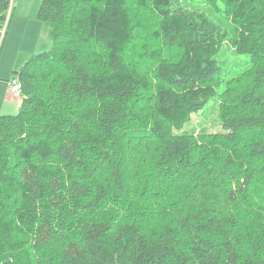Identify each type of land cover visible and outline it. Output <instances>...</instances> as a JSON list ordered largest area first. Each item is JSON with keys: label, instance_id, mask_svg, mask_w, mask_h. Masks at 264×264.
<instances>
[{"label": "trees", "instance_id": "obj_1", "mask_svg": "<svg viewBox=\"0 0 264 264\" xmlns=\"http://www.w3.org/2000/svg\"><path fill=\"white\" fill-rule=\"evenodd\" d=\"M103 1L42 0L38 19L48 29L52 45L33 55L11 77L19 78L23 89L18 113L0 116V193L4 185L7 190L3 193L17 186H21L20 192L27 189L15 212L29 227L26 243L31 248L22 250L20 257L13 255L15 264H264V222H253L254 211L247 216L235 211L239 201L264 202V0H223L224 13L231 20L228 26L179 0H164L159 29L143 25L149 37L140 33L137 23L123 28L121 12L140 15L136 17L140 24L146 21L145 12L130 5L135 2L108 0L109 6H116L107 10ZM206 2L215 5L218 0ZM120 5L124 10H116ZM11 6L12 0H0V32ZM151 38L165 48L155 44L145 47V39ZM126 39L141 44H129L128 50H123L131 61L121 55L120 46ZM233 40L239 42L234 51ZM222 45H230L227 57L238 53L245 56H238L241 61L252 63L242 78L239 75L229 81V94H235V86L249 79L239 102L252 113H223L221 122L227 131L201 144L192 135L175 136L161 124L152 127L156 140L150 142L144 118L137 132L140 141L133 142L134 132L130 138L128 130L145 105L177 125L190 112L206 107L213 95L210 86L219 85L225 66L212 58L210 48L218 46V51ZM175 49L181 55L178 59ZM161 55L164 59L158 63L156 58ZM89 65L109 68L114 82L101 81V75L94 74ZM33 78L53 84L55 100L44 99ZM176 89L182 94L177 92V96ZM243 131L258 132L259 138L248 147L245 141L241 145V149L247 148L245 156L234 157L239 147L232 152L227 143H238ZM144 139L148 145L142 143ZM218 140L229 141L224 146L230 149L227 155L219 151ZM55 144L58 165L41 177L32 160L43 158L42 149ZM128 148L141 154L133 156ZM22 153L30 157L29 164L20 158ZM147 159L153 163L146 164ZM130 161L137 165L135 169ZM146 175L171 181L173 187L182 182L186 185L184 195L188 204L192 203L191 213L179 212V224L170 226L169 222L162 229H148L129 215L146 204L143 193L126 177L132 176L134 181ZM188 177L191 180H186ZM231 179L238 182L229 184ZM44 191L51 196L47 202L42 199ZM196 192L203 201L193 200ZM209 192L215 193L216 204L213 196L208 198ZM88 197L86 204H79ZM219 199L231 203L232 210L224 212L218 206ZM107 201L111 205L100 218L74 215L84 209L92 213L97 204L104 206ZM66 203L76 205L69 212L70 220L59 224L58 233L67 231L58 237L53 231L58 224L53 222L57 216L54 211L65 209ZM252 206L247 205L249 209ZM181 207L184 210L187 204ZM122 209L127 211L123 215ZM6 212L0 204V216ZM258 218L264 221V210ZM2 227L1 221L0 230ZM53 240L58 250L52 249Z\"/></svg>", "mask_w": 264, "mask_h": 264}, {"label": "rangeland", "instance_id": "obj_2", "mask_svg": "<svg viewBox=\"0 0 264 264\" xmlns=\"http://www.w3.org/2000/svg\"><path fill=\"white\" fill-rule=\"evenodd\" d=\"M108 0H104L103 2L105 3V7L108 8L107 10H110L113 8V6H116L115 4L112 6H109L107 4ZM133 1L136 3H130L132 7L136 6L135 8H138L142 14L145 12L146 14V21L141 20L140 21L136 18L140 17V15L136 14H123L122 17V25L123 28L126 30L129 25L133 23H137L142 31V35H146V37H149V30L147 27H143L144 24H147V26H150V30H158L160 27V21L163 18L162 14L163 10H165V5H164V0H156L154 3V0H129ZM207 0H179L180 3H184V5L192 10H203L205 11L208 16H210L215 22L218 24H221L223 26H228V23H231V20L226 17L224 13V1L223 0H218L215 5H209L206 2ZM138 2H143V4H140ZM42 4V0H12V6L8 11V15L6 18V22L3 26V29H1L0 32V79H6L9 80L13 76V72L17 71L21 68L22 65L26 61H28L33 55H36L38 53H42L47 51L51 45H52V40L49 37L48 29L44 27V24L38 19V11L39 8ZM116 10H121L124 8V5L118 8L115 7ZM124 10V9H123ZM264 13V12H263ZM124 19V21H123ZM163 20V19H162ZM251 19H245V21H249ZM143 27V28H142ZM145 31V32H143ZM95 41L97 38L94 39ZM236 40V39H235ZM233 40L231 43H234L233 45V51L234 49H237L238 43ZM146 45L145 47H152V46H163V43H161L159 40H155L153 38L151 39H145ZM95 43V42H94ZM134 43H139L136 39H126L125 43H121L120 50L121 55L123 56H128V59L131 57L127 55V51L123 50H128L129 44H134ZM229 43V44H231ZM155 44V45H153ZM141 46V44H135ZM135 45H132L135 47ZM214 47V46H213ZM230 45H222L220 50L217 51L218 46L216 50L210 48V55L213 54L212 58L217 59L218 62H224V78L221 79V82L219 85H208L213 89V95L210 97V101L200 111H192L189 113V116L187 119L182 121L180 125L169 122L171 120L168 119L167 121L164 118L165 116L160 115L161 117H158L159 115L157 114L156 110L150 106L145 105V108L143 110H140L138 112L136 122L131 126V128L128 130L129 137L133 142L135 141H140V138L138 137V130L140 129V122L143 121L145 118V121H147V126L144 132L149 133V138L146 140H149L150 142L153 139V142L156 140L155 137V129L152 127H155V125H164L165 130H170L171 133L175 136H182V135H192L194 137V140H197L198 142L201 143H208L210 142L211 139L210 137L213 135H221L224 134L227 130H225L222 126L221 122V115L223 113H227L228 115L231 114H240V113H252L249 109L245 108V105L241 102H239V94L241 91H243L244 88L248 87V83L250 82L248 78H245L239 85L235 86L233 90L235 91V94H233V91L229 94V81L241 76L248 68L250 67L251 61L250 60H245L241 61L238 56H243L238 53H235V55H231L230 57H227L226 55L229 52ZM98 50V48H95ZM119 50V51H120ZM117 52V51H116ZM246 52V51H245ZM264 52V50H263ZM176 57L177 59L181 56L180 52L175 49ZM247 55V54H246ZM237 56V57H236ZM245 57V56H243ZM158 60V63H161V60L164 59L163 55L158 56L156 58ZM86 61V63L90 62L89 59L83 58V61ZM126 61V60H125ZM128 61H131L128 60ZM150 62H153L150 61ZM151 64L152 63H148ZM126 66V64L123 65ZM89 67L92 69L94 66L89 65ZM102 67V66H101ZM98 66L93 68L94 74H100L101 75V81H104L106 79V82H114V79L112 78V71L109 68H103ZM108 67V66H107ZM155 70V69H154ZM152 70V71H154ZM111 71V72H110ZM150 71V70H149ZM121 74V73H119ZM244 75V74H243ZM97 80V79H96ZM154 80V79H153ZM152 80V81H153ZM98 82V81H97ZM154 82V81H153ZM236 82V79H235ZM234 82V83H235ZM164 83V82H163ZM33 84L36 88H38L40 91L44 93L43 98L46 100H55L56 98V91L55 88H53V84L50 85L47 82H45L43 79L40 80V78H33ZM168 86V85H167ZM207 86V88H208ZM217 86V87H216ZM169 87V86H168ZM10 90V85L7 82H3L0 80V116L5 115H16L20 109V101L21 98H16L11 93L9 92ZM172 90H175V88ZM181 91V92H180ZM180 93L182 94L181 89H176L175 94L178 96ZM54 93V94H53ZM20 99V101H19ZM45 100V102H47ZM133 107L137 108V105H132ZM140 108V107H139ZM147 109V110H145ZM143 115H141V114ZM9 114V115H8ZM169 122V123H168ZM132 136L131 135V133ZM258 133V132H257ZM257 133L254 132H242L241 137L239 139L238 137V143L236 142H231L227 143L229 146L232 145V152L233 150L237 149L239 147V152L237 154L233 153L234 157H237L238 155L245 156L247 148L243 147L241 149V145H245V141H247V147L251 144V142L259 138ZM152 135V136H151ZM255 136V137H252ZM209 137V138H208ZM145 139L142 140L147 142L145 145H148L149 142L146 141ZM229 142L228 140L222 141L218 140V148L220 149V152H227L230 150L228 148L225 149V143ZM224 143V144H223ZM138 144V143H137ZM235 144V145H234ZM127 144L125 143L124 146ZM207 145V144H206ZM238 147H237V146ZM209 146V144H208ZM36 148L40 149L39 146H35ZM137 147H141L140 144L137 145ZM210 147V146H209ZM57 145H53L52 147H46L42 149L44 152L43 158H38L36 156L32 160V166L35 167L36 173H38L41 177H44L43 174L51 168L56 167L58 165V160L55 155ZM146 150H150L151 147H145ZM26 151V150H25ZM23 151V153L25 152ZM128 153H133V156H137L140 153H134L130 148L127 150ZM21 155L22 161H24L26 164H29L31 162L30 157L27 156V153H25V156ZM87 153V150L85 151ZM94 153V151H93ZM93 155V154H92ZM90 155L89 157H92ZM150 155L153 158V153H150ZM224 155H227L225 153ZM232 156V155H231ZM231 157L232 160H235L234 157ZM238 161V160H237ZM153 163V159L151 160ZM148 159L146 160V164L151 163ZM130 166L132 169H135L137 165L134 164V161L129 162ZM146 164H141V166L146 167ZM212 167V166H209ZM235 167V166H234ZM45 170V171H44ZM125 170L127 171V168L125 167ZM215 170V169H212ZM9 174H12L9 171ZM215 175V172H214ZM149 175L142 176L136 179L132 180V176H127L126 180H128L130 184H133L138 192L143 193V202L146 204L145 207H141L140 210H138L136 213H130L129 215L133 217V220L138 222L142 227L148 228V229H162L163 225L171 222L172 225L170 226H175V224H179V212L186 211L188 213H191V207L192 203L190 200L191 204H188V198L185 197L184 192L185 189L184 187L186 186L183 184H179L176 187H173L171 184H174L171 181H168L166 179L161 180L159 178L157 179H152L148 177ZM9 177V176H8ZM154 177V176H153ZM13 180V178H9ZM17 179V178H14ZM84 179V178H83ZM186 180H191V178H187ZM22 183V180H20ZM233 182H238V180L233 179ZM232 179L229 181V184L233 183ZM172 188H171V187ZM21 186L13 187L11 188V192L8 191V193H3L4 191L7 190V186L4 185L3 187V192L0 193V204L2 205V208L6 209L7 212L4 213L3 215L0 216V223L2 221V224L4 227H2V230H0V235L2 237L0 238L1 242V249H0V264H6L8 263L15 264V260L13 259V255L15 256H22L21 251L22 250H30L31 248L29 247V244L26 242L29 241V236H30V230L29 227L24 226L25 223L23 221V218L16 214L15 212L21 205L22 201V194H26L27 189L25 188L22 192H20ZM218 187H215L214 189L217 190ZM45 195L42 198L47 202L48 199L51 198V196L48 195V191H44ZM61 190L60 193L61 194ZM147 192V193H146ZM50 193V192H49ZM215 193L209 192L208 198L213 196ZM11 196V197H10ZM91 198L94 196V192H91ZM89 196V197H90ZM89 197L86 199H83L82 201H79L80 205L86 204L87 200H89ZM214 204H216V197H214ZM193 199V198H192ZM194 201H203V196L196 192L194 193ZM169 201V202H168ZM193 202V201H192ZM176 203V204H173ZM186 203L187 207L186 209H182V204ZM72 204V205H71ZM253 205L251 209L247 207V205ZM67 207L65 209L61 210H56L54 213L57 215L55 220L53 222H58L56 226H53V231L54 233L58 234V237H63V234L67 230H64L63 232L58 233V226L61 223V221H69V212H72L74 209V206L76 205L73 203H66ZM110 204L109 201L105 203L104 206H99L97 204V208L93 210L92 213H88V210L84 209L81 210L80 213L74 214L75 216H80L85 215L86 217L89 216H95L100 218L102 211L104 208L108 207ZM195 205H197L195 203ZM167 206L171 207L167 208ZM218 206L224 210V212L232 210L229 207L231 206V203L226 202L223 199H219V204ZM96 210V211H95ZM121 215H123L126 211V209H122ZM129 210V209H128ZM262 210H264V202L258 203V201H253V202H241L237 203L236 210L238 213L240 212L242 215H246L249 213V215H252L251 211H254V218L253 222L256 223H263L260 217L262 214ZM68 212V214H67ZM233 213V212H232ZM251 219V218H250ZM181 224V223H180ZM71 235V234H70ZM55 240L50 242V245H52V249L56 248V244L54 243ZM26 243V244H24ZM61 243V242H59ZM22 262V261H21Z\"/></svg>", "mask_w": 264, "mask_h": 264}, {"label": "built area", "instance_id": "obj_3", "mask_svg": "<svg viewBox=\"0 0 264 264\" xmlns=\"http://www.w3.org/2000/svg\"><path fill=\"white\" fill-rule=\"evenodd\" d=\"M10 90L9 92L16 98L22 97L23 85L19 78L15 77L9 81Z\"/></svg>", "mask_w": 264, "mask_h": 264}, {"label": "crops", "instance_id": "obj_4", "mask_svg": "<svg viewBox=\"0 0 264 264\" xmlns=\"http://www.w3.org/2000/svg\"><path fill=\"white\" fill-rule=\"evenodd\" d=\"M10 80V79H9ZM19 101H20V99H19ZM20 104H21V101H20ZM20 107V106H19ZM9 115V114H8Z\"/></svg>", "mask_w": 264, "mask_h": 264}]
</instances>
